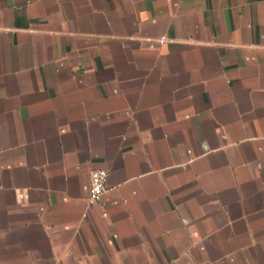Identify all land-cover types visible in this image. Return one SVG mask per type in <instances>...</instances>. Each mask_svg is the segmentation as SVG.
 I'll return each mask as SVG.
<instances>
[{"label":"crops","instance_id":"0c3cea01","mask_svg":"<svg viewBox=\"0 0 264 264\" xmlns=\"http://www.w3.org/2000/svg\"><path fill=\"white\" fill-rule=\"evenodd\" d=\"M0 264H264V0H0Z\"/></svg>","mask_w":264,"mask_h":264},{"label":"built area","instance_id":"2783aa9c","mask_svg":"<svg viewBox=\"0 0 264 264\" xmlns=\"http://www.w3.org/2000/svg\"><path fill=\"white\" fill-rule=\"evenodd\" d=\"M164 38L160 39V43L164 42ZM108 171L107 170H93L90 173L89 178V192L87 198L88 206H93L101 202L103 195L106 192V184L108 180ZM86 214H83L85 217Z\"/></svg>","mask_w":264,"mask_h":264}]
</instances>
